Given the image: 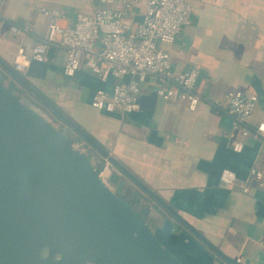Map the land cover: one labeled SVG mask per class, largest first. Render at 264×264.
I'll return each mask as SVG.
<instances>
[{
  "label": "crops",
  "instance_id": "1",
  "mask_svg": "<svg viewBox=\"0 0 264 264\" xmlns=\"http://www.w3.org/2000/svg\"><path fill=\"white\" fill-rule=\"evenodd\" d=\"M123 1L0 0L4 86L21 83L3 65L15 72L19 50L30 54L47 36L50 19L43 9L59 12L60 25L68 27L82 13L121 10ZM149 1L137 0L135 27L142 23ZM187 1L193 9L191 25L181 30L175 43L160 47L169 53L174 73L200 72L203 102L195 112L186 103L158 97L130 114L97 111L91 105L94 95L98 90L111 92L115 82H102L85 66L67 77V55L58 48L49 52L53 62H32L25 73H16L51 105L43 103L57 122L55 128L64 127L71 140L102 154L64 119L83 130L161 201L136 184L149 201L152 231L183 264H264V189L249 194L242 190L251 169L264 165V140L242 136L226 99L235 90L257 96L251 124L264 120V0ZM14 27L21 31L14 33ZM157 86L149 81L141 96L150 97ZM57 109L62 120L51 114ZM235 142L243 144L239 153L233 150ZM227 170L237 175L233 186L221 181Z\"/></svg>",
  "mask_w": 264,
  "mask_h": 264
},
{
  "label": "water",
  "instance_id": "2",
  "mask_svg": "<svg viewBox=\"0 0 264 264\" xmlns=\"http://www.w3.org/2000/svg\"><path fill=\"white\" fill-rule=\"evenodd\" d=\"M3 67L51 107L16 72ZM157 97L156 93L141 96L140 108ZM64 121L89 145L109 156ZM0 264L183 263L105 183L73 140L0 83Z\"/></svg>",
  "mask_w": 264,
  "mask_h": 264
},
{
  "label": "built area",
  "instance_id": "3",
  "mask_svg": "<svg viewBox=\"0 0 264 264\" xmlns=\"http://www.w3.org/2000/svg\"><path fill=\"white\" fill-rule=\"evenodd\" d=\"M136 4L137 0H124L121 10L95 9L90 14H79L75 25L68 27L60 25L62 15L59 12L43 9L44 15L50 19L48 34L30 54L24 49L19 50L14 63L15 72L25 73L32 62H53L49 52L58 48L67 55L64 68L67 77L75 76L85 66L102 82H115L111 92L98 90L94 95L91 105L97 111L108 114L139 111L143 88L152 81L158 85L156 94L159 99L186 103L195 112L203 102L198 92L200 72L193 69L174 73L169 53L160 47L161 44L175 43L181 30L191 25L192 6L187 0H150L142 23L135 27ZM20 31L19 27L13 28L14 33ZM24 31L29 32V27ZM226 99L229 115L242 136L264 140V120L255 126L251 124L258 97L235 90L228 92ZM85 145L74 142L78 150L91 156V162L105 183L112 174L122 175L110 155L90 153ZM233 150L241 152L243 144L235 142ZM221 181L233 186L238 178L227 170L222 173ZM263 189L264 165L251 169L242 190L249 194L252 190Z\"/></svg>",
  "mask_w": 264,
  "mask_h": 264
},
{
  "label": "rangeland",
  "instance_id": "4",
  "mask_svg": "<svg viewBox=\"0 0 264 264\" xmlns=\"http://www.w3.org/2000/svg\"><path fill=\"white\" fill-rule=\"evenodd\" d=\"M1 79V78H0ZM1 82L3 83L4 80L1 79ZM7 86H9V88L12 90V92L14 93V95L17 96V98H20V100L25 103L27 106L31 107L32 109H34L36 112H38L39 114H41L46 120H48L50 123H52L53 125L57 124V122H55L56 120L49 114V111L44 107L43 105V102L38 99L36 100V97L33 95V94H28L24 88H22L19 84V86H15L14 84H9V83H6ZM24 90V91H23ZM22 91V92H21ZM29 95V96H27ZM64 127H62L61 129L59 128L58 130H60L66 137H69L70 138V133L65 131L63 129ZM64 130V131H63ZM92 153H96V151L92 152ZM96 155L98 156H103L102 154H97ZM87 157L89 158V160L92 161L91 159V156L89 154H87ZM123 175L121 176H117L115 174H112L111 176L108 177V179H106V182L107 184L113 189V191H117L119 190V194L118 195H121L122 192V189L123 190H129V191H135L137 192L139 195H141V191L139 189V187L136 186V183L134 182H130L127 178H124V173H122ZM122 179V181H121ZM113 181H121L123 184L121 185L122 186V189H118L117 186L113 183ZM125 194L123 193V196ZM164 209H167L164 207ZM140 210L143 211V208L141 206L138 207V211ZM147 222V225L149 226V228L152 230L153 228V222L151 220L149 221H146ZM154 233V231H152ZM154 235L157 237L156 233H154ZM158 238V237H157ZM158 240L166 247L165 243L163 242L162 239L158 238ZM167 248V247H166ZM169 250V249H168Z\"/></svg>",
  "mask_w": 264,
  "mask_h": 264
},
{
  "label": "trees",
  "instance_id": "5",
  "mask_svg": "<svg viewBox=\"0 0 264 264\" xmlns=\"http://www.w3.org/2000/svg\"><path fill=\"white\" fill-rule=\"evenodd\" d=\"M21 79H23L25 82L26 80L21 77ZM0 83L2 85H4V83L1 82L0 80ZM21 86V84H20ZM22 88H24V90L26 92H28L29 94L32 92H30L26 87H24L23 85L21 86ZM23 90V91H24ZM22 92V91H21ZM17 97V96H16ZM37 98V97H36ZM20 100V98H18ZM45 106V105H44ZM51 114L58 120H62L61 119V113L60 111L57 109V111L55 112H51ZM52 124V123H51ZM79 130L82 132V133H85L83 130H81L79 128ZM86 134V133H85ZM92 141H94L95 143H97V141H95L92 137H90L88 134H86ZM98 144V143H97ZM100 148L104 151L105 149L100 145ZM102 155L104 156V154L102 153ZM124 176H127L124 174ZM123 176V177H124ZM122 181V179H121ZM121 181H113V183L117 186L118 189H122V182ZM140 189V188H139ZM119 190L116 191V194L118 195L119 193ZM122 192L125 194L123 196V193H121V195H118L129 207H131L138 215L139 217L147 224L146 221H149L150 220V212H151V208L149 207L148 203L149 201L147 199H144L141 197V195H139L137 192L135 191H129V190H123L122 189ZM155 200V199H154ZM156 201V200H155ZM141 206L143 208V211L140 212V210L138 211V207Z\"/></svg>",
  "mask_w": 264,
  "mask_h": 264
}]
</instances>
